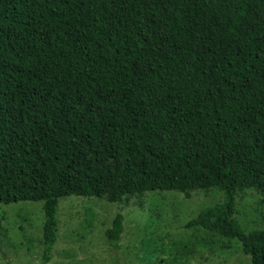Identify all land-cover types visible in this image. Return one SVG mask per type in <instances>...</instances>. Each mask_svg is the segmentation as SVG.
Returning <instances> with one entry per match:
<instances>
[{"label":"trees","instance_id":"obj_1","mask_svg":"<svg viewBox=\"0 0 264 264\" xmlns=\"http://www.w3.org/2000/svg\"><path fill=\"white\" fill-rule=\"evenodd\" d=\"M198 190L188 225L264 264V0H0V205L43 204L42 264L63 198Z\"/></svg>","mask_w":264,"mask_h":264},{"label":"rangeland","instance_id":"obj_2","mask_svg":"<svg viewBox=\"0 0 264 264\" xmlns=\"http://www.w3.org/2000/svg\"><path fill=\"white\" fill-rule=\"evenodd\" d=\"M195 191L190 199L176 192L146 193L124 204L70 196L59 204V238L45 264H251L242 245L189 221L220 201L217 191ZM259 196L241 199L236 215L246 232L262 228ZM125 217L120 248L109 245L105 233L115 215ZM0 264H42L41 202L0 205Z\"/></svg>","mask_w":264,"mask_h":264}]
</instances>
